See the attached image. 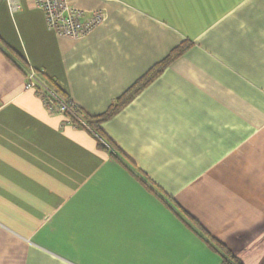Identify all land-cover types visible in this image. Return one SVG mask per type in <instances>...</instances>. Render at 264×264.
Wrapping results in <instances>:
<instances>
[{"label":"crops","instance_id":"0c3cea01","mask_svg":"<svg viewBox=\"0 0 264 264\" xmlns=\"http://www.w3.org/2000/svg\"><path fill=\"white\" fill-rule=\"evenodd\" d=\"M70 1L104 23L62 38L0 0V264H264V0Z\"/></svg>","mask_w":264,"mask_h":264},{"label":"built area","instance_id":"2783aa9c","mask_svg":"<svg viewBox=\"0 0 264 264\" xmlns=\"http://www.w3.org/2000/svg\"><path fill=\"white\" fill-rule=\"evenodd\" d=\"M33 2L36 7L44 11L49 29L62 38L73 40L85 38L105 21L103 12H84L75 7L70 0H33ZM24 87L27 91H34L51 114L69 115L78 122H83L78 106L71 100H60L51 93L43 86L36 71L27 72Z\"/></svg>","mask_w":264,"mask_h":264},{"label":"trees","instance_id":"16d2710c","mask_svg":"<svg viewBox=\"0 0 264 264\" xmlns=\"http://www.w3.org/2000/svg\"><path fill=\"white\" fill-rule=\"evenodd\" d=\"M187 48V47H186ZM186 48H180L178 47L177 49H175L170 56L165 59L163 62L159 63L158 65L154 66L147 74H145L126 94L125 96L118 101V103L111 107L105 114L101 115V116H97L96 119L97 121H105L111 117H113V115L115 113H117L122 107H124L128 102H130V100L139 92H141L149 83H151L156 77L159 76V74L164 70V68L171 62L173 61L175 58H177L182 52H184V50H186ZM72 120L76 121L75 123H77V120L75 118H72ZM81 123V122H80ZM94 121L92 119H88L87 118V122H85L83 125H86V127H91V129H93L100 137V142H99V147L101 149H106L108 150L107 146L105 145V140L104 137L99 133L96 129L94 128ZM188 221L190 220V222L192 224H195V220L192 217H189L188 215ZM187 221V222H188ZM196 225V224H195ZM198 225V224H197ZM213 246V245H212ZM216 247V246H213ZM219 248L222 249V246L219 245ZM227 254H229V252H227ZM225 264H228L227 261H223Z\"/></svg>","mask_w":264,"mask_h":264},{"label":"rangeland","instance_id":"374dc122","mask_svg":"<svg viewBox=\"0 0 264 264\" xmlns=\"http://www.w3.org/2000/svg\"><path fill=\"white\" fill-rule=\"evenodd\" d=\"M27 91V90H26Z\"/></svg>","mask_w":264,"mask_h":264}]
</instances>
